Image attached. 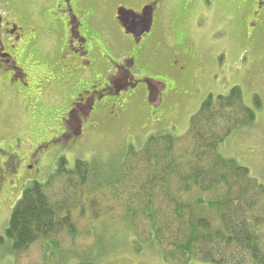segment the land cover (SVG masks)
I'll use <instances>...</instances> for the list:
<instances>
[{
  "label": "rangeland",
  "instance_id": "374dc122",
  "mask_svg": "<svg viewBox=\"0 0 264 264\" xmlns=\"http://www.w3.org/2000/svg\"><path fill=\"white\" fill-rule=\"evenodd\" d=\"M15 3L27 11L36 12L41 0L38 3L37 0ZM240 5L239 0H186L183 14L161 22L153 38H158V44L162 45L168 42L177 47L178 44L177 52L181 49L189 53V80L192 85L189 81L179 83L172 75L173 70L167 67L163 69L164 76L177 87L171 102L156 107L149 100L143 105H137L134 100L123 101L124 109L119 118L112 119L113 115L90 116L83 125L82 134L70 139L64 136L61 128L69 130L71 123L72 130L77 132V121L64 113L69 101L61 97V91L55 86L46 87L37 95L27 94L22 99L3 94L5 90L0 89V96L5 98L0 104V264H178L170 257L164 260L162 248L156 242H146L151 234L154 235V229H150L152 220L154 228L162 230L165 235L167 225L171 227V233L167 235L169 244L178 227L170 198L176 196L165 193L166 185L154 180V177L168 171L169 161L176 169L187 166V162L193 163L180 177L173 172L174 169L170 172L169 181L174 191L179 186V180L186 178L192 167H198L197 158H193V152L191 154L192 148H185L189 146L186 133L191 117L200 110L209 90L225 96L232 87L240 89L241 103L252 111L254 118L249 124L243 123L231 129L217 146V152L221 157L247 168L249 176L264 186V92L256 83L258 81H253V47L251 41L245 39L248 31L244 21L248 11L247 8L245 12L239 9ZM0 6V12L7 14V8ZM251 6L252 0H249L248 7ZM105 10L104 3L97 8L101 14ZM125 37L133 41L130 35ZM41 42L42 45H49L51 39L43 37ZM180 55L177 58H181ZM48 60L46 55L41 54L36 63L31 64L32 68L38 69L37 72L33 70L34 74H43L45 82L54 77L48 74L54 66ZM204 66L205 71L209 68L217 76V85L213 81L209 84L202 81ZM194 86L197 90H193ZM216 95L210 101L212 106H215ZM255 98L261 102L259 107L254 103ZM75 107L79 111L75 115L82 116V106L77 104ZM233 112L228 115L233 116ZM238 114L242 117L239 111ZM150 135H165L170 140L174 139L179 156L170 158L163 154L159 169L157 167L159 172L156 174L153 168L144 172L134 191L126 185L130 188L122 197L115 193L112 185H103L97 194V199L103 201L100 206L102 214L96 213L95 205L92 209L81 211L76 208L71 211L76 229L73 236L62 230L48 240L33 243L21 253L13 252L5 229L15 204L34 182L45 183L49 179L56 189L60 187L64 180L60 182L56 170L61 157L66 161L64 167L67 170H72L75 161L80 159L93 168L90 173L92 180L108 179L116 176L127 147H141ZM9 154L10 157H7ZM202 157L201 168L206 170L212 158L209 154ZM154 184L158 187H152ZM201 196L185 197L181 201L193 203L200 198L205 201L214 198L206 193ZM126 209L136 213L133 218L125 214L130 213ZM207 210L201 211L205 217L209 216L206 215ZM222 210L229 214L230 208ZM247 215L255 225L253 228L259 226L258 234L264 242V202L258 203V211ZM183 236L178 234L177 237L181 238L178 240L182 241ZM51 239L57 243L55 248L50 243ZM188 264L211 263L193 258Z\"/></svg>",
  "mask_w": 264,
  "mask_h": 264
},
{
  "label": "flooded vegetation",
  "instance_id": "af4514ba",
  "mask_svg": "<svg viewBox=\"0 0 264 264\" xmlns=\"http://www.w3.org/2000/svg\"><path fill=\"white\" fill-rule=\"evenodd\" d=\"M19 1L0 0V5L7 8V14L0 12V89L5 90L3 94L22 99L55 86L61 97L69 101L64 113L77 121L78 133L72 130L71 123L69 130L61 128L68 139L82 134L90 116L119 118L123 101L134 100L143 105L149 100L156 107L171 102L177 87L164 76L163 69L167 67L173 70L172 75L179 83L189 81L192 85L189 53L181 49L177 52L178 44L162 45L158 44V38H153L161 22L183 14L186 0H41L36 12L15 3ZM248 2L239 0V9L248 11L244 23L248 31L245 39L253 47L251 71L253 81H258L264 92V0H252L251 8ZM101 3L106 9L104 14L97 12ZM125 35H130L133 41ZM43 37L51 39L49 45H42ZM180 53L185 59L177 58ZM41 54L54 64L53 70H48L54 77L48 82L43 74H34L33 70L38 69L31 67ZM203 72V82H218L209 68L205 71L204 66ZM230 91L223 96L209 90L202 105L210 103L216 95L215 106L211 104V108L217 109V99H226ZM239 92L241 102L240 89ZM3 100L1 95L0 104ZM254 103L259 107L261 102L255 98ZM77 104L82 106V116L75 115L79 113ZM143 114L146 115L145 110Z\"/></svg>",
  "mask_w": 264,
  "mask_h": 264
},
{
  "label": "trees",
  "instance_id": "16d2710c",
  "mask_svg": "<svg viewBox=\"0 0 264 264\" xmlns=\"http://www.w3.org/2000/svg\"><path fill=\"white\" fill-rule=\"evenodd\" d=\"M217 100V109H212L209 101L202 105L191 117L186 133L189 146L185 148H192L191 154L193 152V158H197L198 167H192L190 174L179 180V186L174 191L169 181L170 172L174 169L173 172L180 177L193 163L187 162V166L176 169L169 161L168 171L154 177V180L166 185L165 193L176 196L170 197L174 219L178 222L172 241L169 244L167 236L171 233V227L167 225L165 235L162 230L154 228L152 220L150 229H154V235L151 234L146 242H156L162 248L164 260L170 257L173 259L171 261L178 264H188L193 258L211 264H264V242L261 234H258L259 226L253 228L255 225L247 215L258 211V203L264 202V186L249 176L247 168L221 157L217 152V146L231 129L251 122L254 115L241 104L237 87L231 89L226 99L219 97ZM227 108L234 111L233 116L228 115L230 110ZM163 154L170 158L179 156L174 139L150 136L139 148L127 147L115 177L100 180H92L90 173L93 168L88 163L77 159L72 170H67L64 167L66 161L61 157L56 174L60 182L64 180L62 185L56 189L49 179L45 183L34 182L23 191L15 204L5 229V236L12 242L13 252L21 253L33 243L48 240L62 230L73 236L76 232L71 213L73 209L82 211L85 208L92 209L95 205L97 207L93 208L97 209L96 213L102 214L100 206L103 201L97 199V194L103 185H112L120 197L130 187L134 191L143 174L152 168L156 174L159 172L157 167ZM205 154L211 155L212 161L203 170L201 164ZM152 187L158 186L154 184ZM203 193L214 198L210 201L200 198L193 203L182 202L185 197H202ZM222 208H230L229 214ZM206 209L208 217L202 214ZM126 211L130 213L125 214L132 218L136 214L131 209ZM215 220L217 224H213ZM178 234H184L182 241L178 240L181 239L177 237ZM50 243L54 248L57 246L52 239Z\"/></svg>",
  "mask_w": 264,
  "mask_h": 264
}]
</instances>
